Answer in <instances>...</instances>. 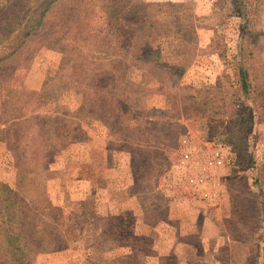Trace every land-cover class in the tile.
Listing matches in <instances>:
<instances>
[{"label":"rangeland","instance_id":"1","mask_svg":"<svg viewBox=\"0 0 264 264\" xmlns=\"http://www.w3.org/2000/svg\"><path fill=\"white\" fill-rule=\"evenodd\" d=\"M139 1L185 3V10L193 12L198 49L184 74L174 70L161 76L163 70L140 69L141 63L128 59L122 68L127 76L116 77L117 65L109 58L120 59L125 53L105 35L115 23L107 26L90 0H60L47 24L0 62V183L19 189L22 162L35 165L47 153L52 174L40 169L38 175L45 179L48 194L58 157L64 153L75 170L74 148L99 134L94 120L100 118L123 135L144 137L161 150H150L147 143L133 148L135 172L146 181L140 191L155 184L164 188L168 173L191 199L174 205L159 193L146 197L150 220L177 242L181 259H189V264H264V0H248L254 8L249 19L239 15L242 8L236 0ZM122 26L129 23L124 20L116 28ZM90 30L94 34L88 37ZM14 36L21 37L19 32L10 38ZM9 44L0 47V58L11 52ZM161 47L167 53L164 66L177 61L172 38ZM151 73L160 77L156 80ZM15 114L24 120H14ZM144 115L149 116L145 121ZM135 118L140 119L131 122ZM18 145L23 151L17 158ZM218 151L221 156L216 158ZM80 171L90 173L88 166ZM203 173L217 184L215 201L202 197V191L211 189L196 184ZM26 197L39 202L37 194ZM89 201L91 213L81 206L71 212L78 226L70 235L79 239L57 251L66 253L60 255V264H88L92 235L109 254H119L108 262L143 264L133 249L148 250L150 245L136 242L129 219L118 229L105 220L109 217L98 215L95 198ZM45 223L56 226L48 219ZM167 264L177 262L170 259Z\"/></svg>","mask_w":264,"mask_h":264},{"label":"trees","instance_id":"2","mask_svg":"<svg viewBox=\"0 0 264 264\" xmlns=\"http://www.w3.org/2000/svg\"><path fill=\"white\" fill-rule=\"evenodd\" d=\"M59 1L0 0V47L8 41L11 47V52L0 58V62L14 55L33 33L47 24L49 16L54 12ZM97 1L100 5L96 4ZM236 1L242 8L239 15L249 19L251 11L254 10L253 5L249 6L248 0ZM90 2L104 17L107 26L115 23V27L112 26L105 32V35L110 37V44L117 43L124 47L123 58L119 59L117 56L109 58V60L113 59V64L117 65L114 68L116 77L118 74L127 76L122 73V68L125 63L128 66V59L141 63L138 67L140 69L148 66L163 70L160 73L161 76L166 75L168 71L172 73L174 70L182 76L190 66L191 53L198 49L199 26L195 24L196 17L193 16V12L185 10V3L170 5L139 0H90ZM64 16L65 14L62 13L60 20ZM124 20L129 23V26L116 28ZM249 26L250 23L245 29ZM13 32H19L21 39L18 36L10 38ZM92 33L91 30L88 31V37L92 36ZM170 38L175 44L173 59L177 62L164 66V54L167 53L161 45ZM91 43L92 41L88 39V46ZM11 45L18 47L14 48ZM160 75L151 73V77L156 80ZM111 78L115 79L114 76ZM18 116L13 115L14 120H24V115ZM53 117L57 118V115ZM56 138L58 139V136ZM14 151L18 158V154L23 151V146L18 145ZM42 157H44L43 161L39 159L35 165L27 161L22 162V168L19 166L21 171L19 189L0 183V264H32L37 255L60 251L67 248L71 241L74 243L79 239L70 235L78 226L77 216H72L71 212L66 213L64 208L54 206L48 198L47 183L41 175H38L40 172L38 170L42 169L48 176L52 174L47 167L49 163L46 161L49 154L44 153ZM25 159L22 158V161ZM34 194H37L39 202L26 197ZM80 205L81 208H89L93 206V202L85 201ZM89 210L91 213L92 210L90 208ZM39 214L45 218H39ZM45 219L56 225L55 228L47 225ZM126 219H129L131 223L129 227H133L135 218L131 215L114 216L105 220L114 223L116 228L120 229L123 228L122 222L128 224ZM68 227H70L69 231H60ZM121 237L127 236L122 234ZM64 242L67 243L65 246ZM88 244L90 247H104L102 242L93 238V235L88 236ZM104 261L97 264H103Z\"/></svg>","mask_w":264,"mask_h":264},{"label":"crops","instance_id":"3","mask_svg":"<svg viewBox=\"0 0 264 264\" xmlns=\"http://www.w3.org/2000/svg\"><path fill=\"white\" fill-rule=\"evenodd\" d=\"M51 115L52 113L45 117L50 118ZM55 115L58 113L53 114ZM148 118L144 115V121ZM137 119L140 118L132 119L131 122H137ZM94 122L96 123L94 125L99 128L97 130L99 134L90 135L78 141L74 148L77 159L76 169L74 170L64 153L58 157V161L52 167L54 174L48 183L51 203L64 208L66 213H70L80 208L82 202L95 198L98 215L102 217L131 215L135 218L133 227L128 226L132 229L134 239L137 240L136 242L150 245L148 250L133 249L139 263L167 264L172 259L177 264H189V259H181L178 256L177 242L165 236L161 231L162 227L150 220L151 211L146 204V197L150 195L152 197L158 193L174 205L184 202L191 203V199L180 190L181 182H177L175 175L167 173L165 175L167 184L164 188L155 187L157 185L155 184L153 188L146 189V192L140 191L139 185L146 181L135 172V155L132 150L143 148L147 141L144 137L131 138L123 135L122 131L108 125L100 118ZM130 125L134 126V124ZM147 145L150 150L154 148L160 150L155 142L147 143ZM83 166H88L90 172L88 176L80 171ZM198 218L199 216L196 217ZM192 219L195 220L193 217ZM146 253L150 254L145 256ZM60 255H66L65 251L37 255L32 264H46L47 261L51 262L50 264H60L63 258ZM118 258V253L109 254L104 247H90L88 244V264H97L104 260L106 263L104 261L103 264H120L118 261L113 263L107 261V259L116 260Z\"/></svg>","mask_w":264,"mask_h":264},{"label":"built area","instance_id":"4","mask_svg":"<svg viewBox=\"0 0 264 264\" xmlns=\"http://www.w3.org/2000/svg\"><path fill=\"white\" fill-rule=\"evenodd\" d=\"M221 156V151L216 152V158ZM190 155L188 153L185 154V158L189 159ZM197 185H201L202 187L209 188L210 190L205 189L202 191V197L204 199H213L214 201L217 198L216 187L217 184L215 183L214 179L211 178L209 174H200V177L196 180Z\"/></svg>","mask_w":264,"mask_h":264}]
</instances>
